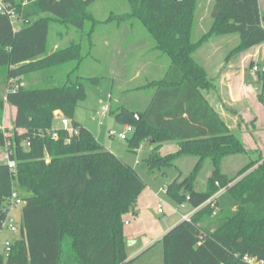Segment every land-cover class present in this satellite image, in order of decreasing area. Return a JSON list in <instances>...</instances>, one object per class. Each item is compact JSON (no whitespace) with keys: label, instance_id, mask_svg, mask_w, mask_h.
Segmentation results:
<instances>
[{"label":"trees","instance_id":"trees-1","mask_svg":"<svg viewBox=\"0 0 264 264\" xmlns=\"http://www.w3.org/2000/svg\"><path fill=\"white\" fill-rule=\"evenodd\" d=\"M96 1L0 2V84L5 88L0 115L4 104L16 108L11 136L0 130V147L10 144L16 164L10 171L0 161V231L14 189L23 202L19 237L7 256L0 253V264H132L135 259H128L124 216L133 212L145 184L134 168L73 120L86 97L83 78L71 72L58 85H23L30 74H48L83 59L74 44L49 51V25L54 20L83 29L84 23L96 22L88 10ZM126 1L129 10L112 14L107 21L140 22L154 40V50L167 56L170 64L163 78L148 83L154 93L142 112L119 104L112 92L108 111L117 122L133 127L131 151L139 149L143 140L150 143L146 159L150 173L163 166L178 169L165 192L176 205L188 204L194 210L162 236L163 263L264 260V157L232 178L221 173L220 162L245 149L204 98L210 80L193 55L211 37L237 35L231 55L263 44L264 14L258 0H213L211 26L196 42L191 36L197 0ZM13 18L19 24L16 28ZM99 79L85 78L91 83ZM60 117L69 120L74 132L69 135L60 129L52 139L53 121ZM164 142L176 143L178 152L161 155ZM179 157L198 159L188 175L176 166ZM208 160L213 169L206 186L197 190L195 177ZM249 168L254 169L235 183Z\"/></svg>","mask_w":264,"mask_h":264},{"label":"rangeland","instance_id":"rangeland-1","mask_svg":"<svg viewBox=\"0 0 264 264\" xmlns=\"http://www.w3.org/2000/svg\"><path fill=\"white\" fill-rule=\"evenodd\" d=\"M197 3L196 24L191 36L193 42L198 41L212 23L209 14L205 24L200 25L198 23V20L203 17L202 7L205 9L206 6L204 0H197ZM88 10L92 13L96 22L84 23L83 29H77L69 24L51 20L47 39L49 51L66 48L73 44L78 45L83 59L79 62H70L50 70L48 74L51 75V78H48L46 72L45 74H30L29 78H26L23 82V85L26 88H46V86L60 84L69 73H73V76L80 75L83 78L81 82L86 91V97L79 102L73 120L84 126L108 151L136 170L145 184L142 192L145 194V191H148V193L151 192L158 197V199L153 198V216L164 229L170 228L182 220L184 214L192 212V208L188 204L176 205L165 192L166 186L178 174V169L171 166H163L160 167V171L155 170L150 173L146 166V159L151 153L150 143L147 140H143L140 149H136L134 152L131 151L128 148V142L131 139L133 127L117 122L108 111L110 106L109 96L112 92L114 95L113 100H119V104L127 105L131 110L142 112L154 93V89L147 86L148 83L163 78L164 71L170 64V59L159 51L154 50V40L151 39L140 22L135 19L126 20L123 23L115 20L107 21L110 15H122L129 10L126 0H98L91 4ZM13 22L16 28L19 24L15 21V18H13ZM224 40L229 41L230 44L228 47L224 46L218 54L211 53L206 62L207 64L209 62L208 67L205 65L202 54L204 55V52L210 51L212 46L210 42L194 54L198 63L203 64L211 73V76H213V70L220 73L221 69L226 66L229 56L228 52L236 47L238 43L237 35L227 36L224 39L220 38L218 42L222 43ZM240 56H242L239 59L240 62L236 65L238 70L230 78L228 86L233 89V93L237 96L242 95L241 84L245 83L248 85L249 89L245 93L250 95V104L254 109L253 112L261 113L259 105L261 102L256 98V88L259 87L258 98L263 103V56L258 55L254 58V64L259 70L253 73L252 69L249 68L251 59L238 55L234 57V60L236 61L237 57ZM93 77H99L100 79L93 83L85 80V78ZM0 80H2L1 76ZM10 85L14 88L16 86L15 81L13 80ZM4 97L5 88L4 85L0 84V98L4 99ZM211 97L209 100L214 105L215 110L221 118H224V122L226 121L225 123L231 126L230 131L240 139L245 149V153L225 157L220 162L221 173L232 178L247 164L259 162L261 157H264V140L261 137V133L264 135V126L262 128L255 127L254 121L250 124H245V118L238 114L239 110L234 106H230L227 102H224L223 106L215 102L212 99L213 97ZM3 109V113L0 115V130L5 132L6 136H11L14 120L13 108L4 104ZM251 115L252 111L250 110L248 116ZM59 121V118H55L53 121L54 126L60 127ZM120 135H123L126 139L122 140L119 137ZM168 143L164 142L163 145L165 144L164 146L166 147L173 145V143ZM174 146L175 152H172L173 149L169 148L167 149L169 153L164 156L176 154L178 147L176 144ZM165 151L164 153H166ZM160 152L162 151L160 150ZM5 155L6 148L0 147V161H5ZM197 161L196 157H179L175 162L182 174L188 175L192 172ZM201 166V170L195 177V188L197 190H202L206 186V181L213 169L209 161H205ZM253 169L249 168L245 172L240 173V176L235 179V183L239 182L242 177L248 175ZM22 206L18 205L16 208L8 206L7 218L13 220L17 227L22 221ZM158 207H162V216L166 218V223L161 222L162 216L159 218L156 216ZM216 212L214 211L212 214L216 215ZM18 237V233H10L3 227L0 231V253L3 254L6 242L12 244ZM146 237L147 235H142L138 238L136 245L126 247L129 254L133 253L131 257L135 258L132 264H164V248L160 241H153L147 246L148 248L139 250L145 243Z\"/></svg>","mask_w":264,"mask_h":264},{"label":"crops","instance_id":"crops-1","mask_svg":"<svg viewBox=\"0 0 264 264\" xmlns=\"http://www.w3.org/2000/svg\"><path fill=\"white\" fill-rule=\"evenodd\" d=\"M212 1L213 0H204L206 8L204 9V7H202L201 12L203 14L202 15L203 17H201L198 20V23L200 25H203V24L206 23L205 21L207 20V15L208 14L210 15V9H211L210 5H211ZM258 5H260V9H261L262 13L264 14V9H263L264 1L263 0H258ZM194 23L196 24L195 18H194ZM224 37H227V36L211 37L208 41L204 42V44L197 50V51L201 50L204 47V45L209 44V42L212 45L209 52H207V53L204 52V55L202 54V58L205 61L206 67H208V64H209V62H208V64L206 63L208 61L207 58L209 59V56L211 55V53H214V54L217 53L218 54L220 52V50L224 46L228 47V45L230 44L229 41H225V40L222 43L218 42V39H220V38L224 39ZM200 38H199V40H200ZM216 38H217V40H216ZM233 49H231L228 52L229 56H228V61L226 63V66H224L221 69L220 73L215 72V70H213V72H214L213 76H211V73H209V71L206 69V67H204L203 64L198 63V61L195 59L197 61V63L204 70L207 71L208 79L210 80V89L209 90H205V92H203V96L210 103V105L213 107L214 110H215L214 105L209 100L211 96L213 97V98L212 97L211 98L215 102L220 103L223 106H224V102H227V103H229L230 106H234L237 110H239L238 114H240L243 118H245V120H246L245 124H250L251 122L254 121L255 127L262 128V126H264V102L262 103V101L259 100V98H258L259 87L256 88V94H257L256 98L258 99V101L261 102V104H259L260 107H261L260 108V112L261 113H255L256 111L253 112L254 109L252 108V106L250 104V95L245 93V91H247L249 89L248 85H246L245 83L241 84L242 85V90H241L242 95L240 94V95H237V96L233 93V89L230 86H228V85H229V82H230V78L238 70V67L236 68V65H237L238 62H240L239 59L242 56L237 57L236 61L234 60V57H236L238 55L246 56L247 59H251L250 64H254V58H256L258 55L259 56H263V59H264V43L260 44V45H257V46H254L251 49H249L247 51H244V52H241V53L236 54V55H231L230 54V52ZM204 57H206V58H204ZM222 97H223V100L221 101ZM263 101H264V99H263ZM250 110L252 111V115L248 116ZM15 112H16V108H13L14 117H15ZM216 113L220 117V115H219V113L217 111H216ZM221 119L224 120V118H221ZM227 126H228V128L230 130L231 126L229 124H227ZM54 128L55 129H59L60 127L59 126L58 127L54 126ZM261 134H262L261 137L264 140V135H263V133H261ZM169 143H173V142H169ZM174 144H176V143H173L172 146L168 145L167 147L164 146L165 144L164 145L162 144L160 150L163 153L161 152V155L164 156L167 153H169V151H167V149H169V148L170 149L172 148L173 149V150L171 149L172 152H175ZM102 146L104 147L103 144H102ZM160 150H159V152H160ZM164 150H166L165 151L166 153H164ZM162 191H164V189ZM153 198L158 199L157 195H154L151 192L148 193V191L147 192L145 191V194H144V192H141V194L137 197V203H136V206H135L133 212H130L129 214L124 216L125 217L124 218L125 221L128 222V225L124 226V229H123L124 240H125L126 243H128V244H126V247L127 246L131 247L133 245H136V242H137V240H138V238L140 236H142V235L146 236L147 235V237L145 239V243H143V245L140 247L139 250H142L144 248H148L147 247L148 245H150L153 241H156V240L160 241L162 236L170 228H172L173 226L178 224L177 223V224H175V225H173V226H171L170 228H167V229H164L163 226L160 225V223L153 216V206H154L153 205V201H154ZM193 211L194 210H192V212ZM150 212L152 213L151 215H150ZM192 212L184 214V216L191 215ZM156 216L159 218L162 215H158V213H157ZM163 217L164 216H162V218ZM162 218H161V222H163ZM165 223H166V221H165ZM135 252H137V251H135ZM132 254L133 253L129 254L128 251H127V255H128V259L129 260H131Z\"/></svg>","mask_w":264,"mask_h":264},{"label":"built area","instance_id":"built-area-1","mask_svg":"<svg viewBox=\"0 0 264 264\" xmlns=\"http://www.w3.org/2000/svg\"><path fill=\"white\" fill-rule=\"evenodd\" d=\"M2 10V5H1V3H0V11ZM252 73L253 72H257L259 69H257V67H256V65H253L252 66ZM59 123H60V128L59 129H55L54 128V130L52 131V133L50 134V136H51V138L52 139H56L57 138V134H56V131L57 130H66V132L69 134V135H71V134H73V132H74V130L72 129V127H71V124L69 123V120L67 119V118H65V117H63V118H59ZM122 140H125L126 139V137H124L123 135H120L119 136ZM28 146V145H27ZM5 148H6V155H5V163H6V165H7V167H8V169L10 170V171H14L15 170V167H16V164H15V161H13L12 159H11V154H12V151H11V148H10V144H6V146H5ZM141 148V147H140ZM139 148V149H140ZM163 190V189H162ZM218 194V193H217ZM216 194V195H217ZM215 195V196H216ZM9 205V207L10 208H16V207H18V205H23V202H22V199H21V197H20V195H19V192H18V190H16V189H14L13 190V192H12V194H11V196H10V198H9V203H8ZM8 210H9V208H8ZM157 213H158V215H162V213H163V211H162V207H158V209H157ZM191 215H186V216H184L183 217V219L182 220H187V219H189V217H190ZM162 221L165 223V221H166V219L163 217L162 218ZM124 225L125 226H127L128 225V222H125L124 223ZM3 227H5L10 233H18V227L16 226V224L14 223V221L13 220H11V219H9V218H7V216H6V218H5V221H4V223H3V225H2V228ZM10 247H11V244L9 243V242H6L5 243V246H4V249H3V253L7 256L8 255V253H9V250H10ZM244 260H246V261H248L250 264H264V260H259V261H256V260H249V259H247V258H244Z\"/></svg>","mask_w":264,"mask_h":264},{"label":"water","instance_id":"water-1","mask_svg":"<svg viewBox=\"0 0 264 264\" xmlns=\"http://www.w3.org/2000/svg\"><path fill=\"white\" fill-rule=\"evenodd\" d=\"M264 68V67H263ZM263 71H264V69H263Z\"/></svg>","mask_w":264,"mask_h":264}]
</instances>
